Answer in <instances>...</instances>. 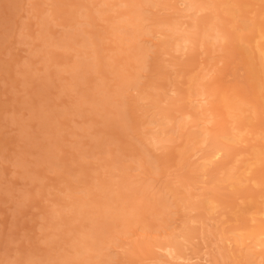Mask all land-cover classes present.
I'll return each mask as SVG.
<instances>
[{"label":"rangeland","instance_id":"rangeland-1","mask_svg":"<svg viewBox=\"0 0 264 264\" xmlns=\"http://www.w3.org/2000/svg\"><path fill=\"white\" fill-rule=\"evenodd\" d=\"M263 243L264 0H0V264Z\"/></svg>","mask_w":264,"mask_h":264},{"label":"bare ground","instance_id":"bare-ground-1","mask_svg":"<svg viewBox=\"0 0 264 264\" xmlns=\"http://www.w3.org/2000/svg\"><path fill=\"white\" fill-rule=\"evenodd\" d=\"M256 236H258V235H256ZM264 244V243H263Z\"/></svg>","mask_w":264,"mask_h":264}]
</instances>
